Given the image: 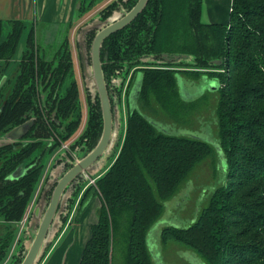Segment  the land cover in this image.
I'll list each match as a JSON object with an SVG mask.
<instances>
[{
    "label": "trees",
    "instance_id": "16d2710c",
    "mask_svg": "<svg viewBox=\"0 0 264 264\" xmlns=\"http://www.w3.org/2000/svg\"><path fill=\"white\" fill-rule=\"evenodd\" d=\"M107 1L78 0L76 19L106 4L98 16L100 26L83 35L88 62L96 32L137 0ZM201 12L202 0H148L133 21L101 45L109 97L111 79L125 80L132 74L126 88L122 145L90 185L100 196V206L78 264H156L147 241L153 226L166 216L165 203L172 201L196 166L213 153L219 156L210 143L192 135L165 133V127L149 117L148 113L162 114L177 129L185 128L188 114L200 102L181 97L176 78L179 62L166 61L163 54L193 55V67L199 69L221 60L213 68L227 70L212 74L218 88L205 95H217L215 112L225 171L223 182L210 190L193 222L165 225L159 237L162 242L174 240L187 246L199 264H264V0H232L226 24L204 23ZM38 24L0 20V80L6 77L0 86V220L10 225L0 237V264L15 235L13 225L23 218L47 159L74 138L83 116L69 40L74 23H46L53 33L49 43L39 41ZM148 57L150 61L145 60ZM137 76L141 82L131 108L129 95ZM84 93L86 127L65 156L55 160L62 173L71 167L67 158L74 159L72 152L77 158L86 155L102 132L98 96L87 87ZM28 121L31 125L22 137L5 138L8 131ZM19 168L22 175L11 179ZM81 179L82 175L71 183L63 224L88 181ZM55 183L45 192L46 202ZM89 196L86 189L84 199ZM23 240L24 236L18 238L8 264L21 261Z\"/></svg>",
    "mask_w": 264,
    "mask_h": 264
},
{
    "label": "rangeland",
    "instance_id": "374dc122",
    "mask_svg": "<svg viewBox=\"0 0 264 264\" xmlns=\"http://www.w3.org/2000/svg\"><path fill=\"white\" fill-rule=\"evenodd\" d=\"M111 1V0H109ZM107 1L106 3H108ZM106 4H99L92 8L91 11H89L82 19L80 20L78 28L76 29L77 32H75V38L79 36V34L82 32L81 29H84L85 27H90L94 25H99V13L100 9L104 7ZM232 6V0H202V21L205 23H222L226 24L229 21L230 17V10ZM118 14H114L111 16L109 21L111 22L113 19L119 18L122 16L119 12ZM123 13V12H121ZM108 21V22H109ZM46 22H40L37 25V35L40 39H44V43H49L50 38L52 37L53 33L51 28L45 25ZM102 26V25H101ZM53 39V38H52ZM54 40V39H53ZM51 40V41H53ZM46 45V44H44ZM54 45V44H53ZM50 46V45H49ZM47 46V48L49 47ZM82 50L85 54L86 64L89 65L88 60V54L85 50V47L83 45L82 40ZM72 53L74 56H76V53L78 52L76 47V42L71 44ZM20 52V51H19ZM146 61H150L151 58L148 57L145 59ZM76 61V60H75ZM179 65L176 69H178L179 74L176 75L177 78V85L179 88V91L181 92V86H183V92L185 95H190L188 99L186 100H193V99H200L196 111L192 114H188V120H186V124L188 125L185 128H179L174 125V122H170V119H165L162 114L155 115L148 113L149 117L156 122L159 126H163L164 129H162L165 133H170L173 135H183L187 134L188 136H196L199 139H202L216 148V150L219 152V156L217 157L214 153L212 155H209L208 158H206L204 161H202L196 168L190 173L188 177V181L181 184L178 191L174 194V198L170 199L172 201L166 202L164 207H167V213L165 218L160 219L152 228V232L149 235L150 241L154 242L155 248L158 250L160 254V258L163 264H199V261H197V256L195 252H193L191 249H189L187 246H184L176 241L167 240L166 242H162V240L159 237V232L161 230V227L167 225V226H187L192 220H194V217L196 214H198L202 207L205 206V203L207 202V197L210 194V190L213 187H216L218 184H220L222 180V176L224 175V165H223V159L221 156V151L219 147V128H218V119L215 112V105L217 101V95H209L205 96L206 94L213 92L209 91V82L212 80L213 73H225L226 69H218L213 68L215 67L216 63H221V60L216 61L214 64L209 66L208 68H195L194 65V57L193 55L186 54L185 58H180L177 60ZM77 62V61H76ZM158 62V60H157ZM147 65H143L142 67H145ZM187 66V67H185ZM88 69V68H87ZM84 70V69H83ZM83 70H77L79 71L80 77L79 79V91H80V99H81V105H82V121L78 127L77 133L79 131L85 129L86 127V102H85V93L84 88L86 87V76L82 77ZM181 70H187V71H198L195 73L192 72H186L188 74H183V71ZM197 73V74H196ZM132 74V71H130L126 75V79L123 81L122 77L119 78V81L115 82V80L112 82L110 81V104H111V110H112V118H113V129H112V138L111 143L108 146L106 152L104 155L96 162L97 163V169L98 173L100 174L101 171H103L110 163L113 161L117 153L119 152V149L122 145V139H123V132L125 129V122H126V115L128 112L127 108V102H126V95H125V88L127 87V84L129 83L130 75ZM198 75V78H195L194 76ZM79 76V75H78ZM83 78V79H82ZM180 81V82H179ZM115 83V84H114ZM120 83H122L120 85ZM88 90L90 91L91 95L95 92L92 87V83H88ZM121 98V101H120ZM135 106V103H134ZM187 128V129H186ZM77 134L74 136L76 137ZM73 138H71L69 141H66L68 144V148L70 147L71 142ZM67 148V149H68ZM66 148H63L62 146L58 147L53 153L50 155V157L47 159V164L45 168V172L41 176L39 183L36 187L34 196L31 198L26 211L25 215L26 221L24 223H19L13 225V228H17L14 238L10 241L9 248L7 250V254H9V257L11 256V250H12V244L13 241L15 242L16 239L23 235L25 227L28 225V221L31 217L32 211L41 199V192L39 189H44L45 185L50 182L52 183L54 180L57 181L60 176L62 175L61 167L55 166V160L58 157H61L66 153ZM220 157V158H219ZM72 161H76L77 155L76 153L72 152ZM71 160V159H70ZM100 165V166H99ZM100 167V168H99ZM57 170V172H56ZM87 175V176H86ZM82 175L83 180H88L83 188L79 191V193L76 196V199L74 201V204L72 205L70 211H73V208L75 207L76 203L79 201V208L77 213H81L83 209L87 208V206H90L92 209L94 206L97 207V209L100 206V196L98 193L95 192L94 186L90 187V185H94V183H89L90 180L95 179L96 176H89L88 174ZM50 179L48 180V178ZM53 179V180H52ZM81 179V180H82ZM73 189V186L70 184L67 189L66 193L69 195L71 193V190ZM86 189H89V197L86 200L84 199V191ZM88 191V190H87ZM82 195V196H81ZM81 197V198H80ZM44 203L41 201V206H46V199L43 198ZM83 200V201H82ZM82 201V202H81ZM86 201V202H85ZM89 207V208H90ZM43 209V207H42ZM96 209V211H97ZM23 216V217H24ZM9 223L4 222L3 220H0V237L9 229L7 227ZM17 226V227H16ZM71 229V228H70ZM88 232H82V235H80V242H79V249L84 238L87 236ZM16 236V237H15ZM16 238V239H15ZM15 239V240H14ZM78 245V244H77ZM77 247V246H76ZM45 257V256H44ZM45 263V262H43ZM40 264V263H39Z\"/></svg>",
    "mask_w": 264,
    "mask_h": 264
},
{
    "label": "water",
    "instance_id": "95a60500",
    "mask_svg": "<svg viewBox=\"0 0 264 264\" xmlns=\"http://www.w3.org/2000/svg\"><path fill=\"white\" fill-rule=\"evenodd\" d=\"M147 3L148 0H137L130 10H128L119 18L113 19L111 22L109 21L108 24L101 27L96 32L90 44L89 65L86 64V57L84 51L82 50V40L86 30L93 26H88L84 29H81L82 32L77 37L80 51L83 55L82 63L84 66V75L86 76V87L88 88L87 82L89 84L92 83V87L94 88L93 90H95V93L97 94L99 99L100 109L102 113V132L95 146L86 155L78 158L75 162L66 157L67 160L71 163V167L67 169L56 181L55 185L51 189V193L48 201L46 202V206L44 207L41 206V201L42 203H44L43 198H45V192L52 186V183L55 180L52 183H50V181L45 185L41 193V199L35 205L31 217L27 223L28 225L24 229V233L22 235L24 236V252L23 257L18 264H39L41 262L47 248L53 242L54 238L63 225L62 217L68 213V209L66 206L67 198L70 196V194L68 195L65 192V189L78 175L88 174L89 176H97L99 174V169H97L96 162L104 155L108 146L110 145L113 129L110 98L102 71V62L100 57L101 45L107 37H109L114 32L123 29L126 25L133 21L143 11ZM163 57L166 61H177L180 58H185L186 55L176 54L171 56L163 54ZM5 79V76L1 78L0 86L4 83ZM140 82L141 78L139 76L134 88L130 92L129 99L132 101L130 104L131 108L134 107V100L137 96ZM180 86L182 90L180 92L181 97L184 99L190 98V95L187 96L184 94L183 86L181 84ZM208 87L209 91H215L218 88L217 80H210ZM30 125L31 121H28L27 123L14 127L5 134V138L9 140H15L22 137L28 130V127ZM15 176L16 175L12 174L10 178H15ZM49 179L50 177L48 178V180ZM150 240L151 239L147 241V245L149 247L153 260L156 264H163L160 258V254L155 248L154 242Z\"/></svg>",
    "mask_w": 264,
    "mask_h": 264
},
{
    "label": "crops",
    "instance_id": "0c3cea01",
    "mask_svg": "<svg viewBox=\"0 0 264 264\" xmlns=\"http://www.w3.org/2000/svg\"><path fill=\"white\" fill-rule=\"evenodd\" d=\"M77 5L78 0H0V20L40 21L51 24L73 22L74 25L69 32V40L70 46L72 43L76 42L78 50L76 56L72 53V57L75 77L79 83L78 78L80 77V74L77 70H83L84 66L82 63L83 55L81 54L77 38H75V32H77L76 29L78 28L77 26L82 19L75 18ZM82 77H84L83 72ZM103 171H101V173ZM78 205L79 201L76 203L73 211H70L66 222L62 225L53 242L47 248L44 254L45 257L42 258L40 264H78L84 244L90 235V226L97 221L96 206H94L93 209L90 206H87V208L83 209L81 213H77L79 208ZM86 231L88 234L84 240H81L83 242L79 249L80 235H82V232L86 233ZM16 244L17 239L15 242L13 241L11 246V256L15 252ZM11 256L9 257V254L5 255L1 264H8Z\"/></svg>",
    "mask_w": 264,
    "mask_h": 264
},
{
    "label": "flooded vegetation",
    "instance_id": "af4514ba",
    "mask_svg": "<svg viewBox=\"0 0 264 264\" xmlns=\"http://www.w3.org/2000/svg\"><path fill=\"white\" fill-rule=\"evenodd\" d=\"M136 68H138V67H136ZM130 76H131V75H130ZM137 77H139V76H137ZM119 78H120V77H119ZM119 78H115V79L112 78L111 81L113 82V81L115 80V82H117V80L119 81ZM137 79H138V78H137ZM123 81H124V80H123ZM114 84H115V83H114ZM121 84H122V83H120V85H121ZM127 85H128V84H127ZM126 88H127V87H126ZM126 88H125V95H126ZM179 92H180V91H179ZM120 101H121V98H120ZM26 123H27V122H26ZM23 124H24V123H23ZM46 164H47V163H46ZM45 168H46V166H45ZM45 168H44L43 173L45 172ZM22 173H23V170L19 168V169H16L12 174L16 175L15 178H17V177H19L20 175H22ZM12 174H11V175H12ZM62 174H63V173H62ZM78 176H80V175H78ZM78 176H77V177H78ZM10 177H11V176H10ZM77 177H76V178H77ZM11 179H13V178H11ZM71 183H72V182H71ZM71 183H70V184H71ZM70 184H69V185H70ZM69 185H68V186H69ZM66 189H67V188H66ZM66 189H65V191H66ZM39 190H40V192L42 193L43 190H42V189H39ZM34 193H35V192H34ZM17 224H18V223H17Z\"/></svg>",
    "mask_w": 264,
    "mask_h": 264
},
{
    "label": "built area",
    "instance_id": "2783aa9c",
    "mask_svg": "<svg viewBox=\"0 0 264 264\" xmlns=\"http://www.w3.org/2000/svg\"><path fill=\"white\" fill-rule=\"evenodd\" d=\"M82 132V131H81ZM80 131H79V133H77V136L81 133ZM76 136V137H77ZM76 137H74V138H76ZM74 138L72 139V140H74ZM63 148H68V144L67 143H63L62 145H61ZM89 183H94V179H92V180H90L89 181ZM25 214V213H24ZM24 216V215H23ZM26 217H27V215H25L20 221H21V223H24L25 221H26Z\"/></svg>",
    "mask_w": 264,
    "mask_h": 264
}]
</instances>
